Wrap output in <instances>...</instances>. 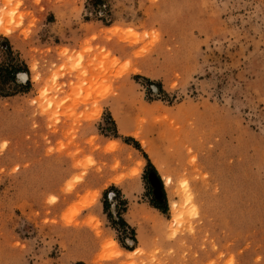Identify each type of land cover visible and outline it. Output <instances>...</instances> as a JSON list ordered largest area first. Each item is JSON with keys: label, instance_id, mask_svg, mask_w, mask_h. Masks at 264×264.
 <instances>
[{"label": "rangeland", "instance_id": "1", "mask_svg": "<svg viewBox=\"0 0 264 264\" xmlns=\"http://www.w3.org/2000/svg\"><path fill=\"white\" fill-rule=\"evenodd\" d=\"M4 16L0 264H264V0Z\"/></svg>", "mask_w": 264, "mask_h": 264}, {"label": "bare ground", "instance_id": "2", "mask_svg": "<svg viewBox=\"0 0 264 264\" xmlns=\"http://www.w3.org/2000/svg\"><path fill=\"white\" fill-rule=\"evenodd\" d=\"M5 22H6V16H4L3 18H0V30H2L3 31V34H7L5 31L6 30H4V28H5ZM172 184V179H170V178H167L166 179V185H171ZM182 186H183V188L185 189V192L187 191V184L186 183H183L182 184Z\"/></svg>", "mask_w": 264, "mask_h": 264}]
</instances>
